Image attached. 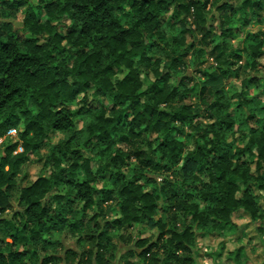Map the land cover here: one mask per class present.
<instances>
[{"label":"clouds","instance_id":"obj_1","mask_svg":"<svg viewBox=\"0 0 264 264\" xmlns=\"http://www.w3.org/2000/svg\"><path fill=\"white\" fill-rule=\"evenodd\" d=\"M15 2L0 264H264V0Z\"/></svg>","mask_w":264,"mask_h":264},{"label":"trees","instance_id":"obj_2","mask_svg":"<svg viewBox=\"0 0 264 264\" xmlns=\"http://www.w3.org/2000/svg\"><path fill=\"white\" fill-rule=\"evenodd\" d=\"M3 3L4 4H8V0H3ZM23 4V0H16V2L12 5H10V7L13 8V10H17L21 5ZM255 7L259 8L260 5L257 4L255 5ZM221 8L224 10V11H235V9H233L228 3H225L221 6ZM4 258L2 256H0V260H3Z\"/></svg>","mask_w":264,"mask_h":264}]
</instances>
